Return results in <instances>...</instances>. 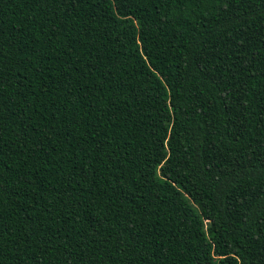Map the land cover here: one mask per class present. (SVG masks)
Instances as JSON below:
<instances>
[{
  "label": "trees",
  "instance_id": "1",
  "mask_svg": "<svg viewBox=\"0 0 264 264\" xmlns=\"http://www.w3.org/2000/svg\"><path fill=\"white\" fill-rule=\"evenodd\" d=\"M264 264V0H0V264Z\"/></svg>",
  "mask_w": 264,
  "mask_h": 264
},
{
  "label": "rangeland",
  "instance_id": "2",
  "mask_svg": "<svg viewBox=\"0 0 264 264\" xmlns=\"http://www.w3.org/2000/svg\"><path fill=\"white\" fill-rule=\"evenodd\" d=\"M210 264H212V263H210Z\"/></svg>",
  "mask_w": 264,
  "mask_h": 264
}]
</instances>
